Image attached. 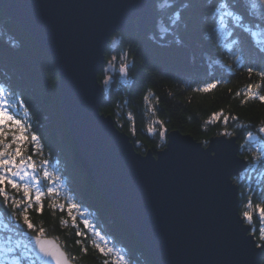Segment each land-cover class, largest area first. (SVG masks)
Listing matches in <instances>:
<instances>
[{
	"label": "trees",
	"instance_id": "trees-1",
	"mask_svg": "<svg viewBox=\"0 0 264 264\" xmlns=\"http://www.w3.org/2000/svg\"><path fill=\"white\" fill-rule=\"evenodd\" d=\"M252 2L247 0L239 6L249 9L252 15L264 16V0H257L255 10L251 9ZM156 7L163 5L158 2ZM195 11L194 8L193 15ZM158 19L167 23V11ZM223 29L225 35L231 31L229 21H225ZM255 31L257 42L264 40V35H261L264 30ZM121 34L128 39L123 44L114 43L111 39L106 50V62L99 70V80L104 72L113 80L103 92L101 113L112 116L118 129L130 137L141 154L152 151L156 155L164 149L167 134L171 131H179L200 143L208 141L209 144L212 138L223 136L221 133L227 130L233 133L231 137H236L239 145L245 143L247 133L251 131L257 139L248 142L250 147L239 149V154L242 153L248 162L247 171H243L242 177H234H237L239 186L240 214L243 217L245 211L252 213L250 226L256 241L261 242L257 229L264 228L258 210L264 206V166L261 164L264 152L259 150L264 147V140L259 136L264 134H258V129L264 127V102L259 99L243 101L250 84L254 86L253 92L264 95V79L255 72L249 78L247 72L248 66L264 68V58L255 54L248 37L244 38L248 53L234 48L230 40L217 39V54L208 55L204 49L194 47L192 42L181 50L169 44L171 37L151 43L138 33L116 35ZM133 38L135 43L130 47L128 40ZM125 51L130 52L128 59H135L137 63V71L130 73V83L127 84L119 72L120 57ZM113 55L117 60L109 65L107 61ZM237 57L241 59L237 60ZM102 67L104 71H101ZM213 80L220 83L211 91L195 90ZM58 85L59 75L51 57L37 46L29 33L1 12L0 88L5 94L22 95L29 112L27 115L21 113L18 118L27 132L40 128L45 140L44 158L51 152L53 164L60 161L58 169L51 170L58 171L63 181L55 184L50 198H45L43 214L30 210V218L45 228L46 237L59 242L75 264H157L117 210L103 199L77 160V149L61 112ZM221 112L229 117L227 125L223 116L218 120L214 118L213 114ZM161 122L167 129L165 137L160 135ZM10 139L9 136L4 143H9ZM21 150L28 155L31 145L25 142ZM33 159L38 162L41 157L34 156ZM249 188L251 207L247 206ZM72 204L78 207L73 208L69 216L68 209ZM0 222L3 240L10 236L20 238L13 231L15 225L9 209L0 208ZM97 231L100 236L95 235ZM78 232L84 235L77 236ZM78 239L81 244L76 243ZM100 249L104 250L103 253Z\"/></svg>",
	"mask_w": 264,
	"mask_h": 264
},
{
	"label": "water",
	"instance_id": "water-1",
	"mask_svg": "<svg viewBox=\"0 0 264 264\" xmlns=\"http://www.w3.org/2000/svg\"><path fill=\"white\" fill-rule=\"evenodd\" d=\"M1 12L51 57L77 160L153 260L238 264L233 253L237 242L251 249L257 241L241 229L239 186L224 192L221 184L224 173L234 177L248 166L237 138L218 136L204 146L190 135L171 131L164 149L141 154L112 116L100 111L104 97L95 93L94 85L112 36L150 34L158 20L152 0H0ZM93 106L98 107L99 120L92 115ZM225 140L229 144L220 143ZM178 143L185 151L176 158L169 148ZM218 148L227 149L222 165L203 155L211 156ZM47 239L64 252L68 264H75L57 240ZM44 262L56 264L50 257Z\"/></svg>",
	"mask_w": 264,
	"mask_h": 264
},
{
	"label": "snow or ice",
	"instance_id": "snow-or-ice-1",
	"mask_svg": "<svg viewBox=\"0 0 264 264\" xmlns=\"http://www.w3.org/2000/svg\"><path fill=\"white\" fill-rule=\"evenodd\" d=\"M158 2L162 3L163 7H156ZM256 2L257 0H253L252 10L256 8ZM244 3H247V0H235V2L233 0H152L154 12L159 16L167 11L168 21L163 23L158 19L152 33L146 34V39L148 42L156 43L171 37L169 44L181 50L185 49L189 42H192L194 47L204 49L208 55H215L219 49L217 39L230 40L234 48H239L242 52L248 53L249 50L245 46L244 39L248 37L255 49V54L264 58V40L257 42V32L255 31V29L264 30V16L252 15L249 9L239 6ZM194 8L196 9L195 15H193ZM226 20L231 24V31L225 35L223 25ZM261 35H264V32H261ZM127 39L122 34L112 36L114 43L123 44ZM128 42L131 47L134 45L135 39L128 40ZM129 54V51H125L120 57L122 63L119 72L126 84L130 83L128 79L130 73L137 71V63L135 59L131 61L128 59ZM240 59L241 57H237V60ZM116 60L117 56L113 55L107 63L112 65ZM101 71H104L103 67ZM108 71L111 69L109 68ZM247 72L249 78L255 72L264 79V68L248 66ZM112 83V77L104 72L103 77L94 85L95 93L103 94ZM219 83V80H213L195 90L209 92L216 88ZM253 87L251 84L248 86L244 93L246 99L243 102L246 103L247 99H259L264 102V95L253 92ZM255 87L258 88L259 85H255ZM28 112L29 108L26 106L22 95L16 97L11 93L5 94L3 88H0V208H7L11 211V219L15 225L13 231L15 235L20 237L13 239L10 236L7 241L0 237V264H23L25 260L29 264H45V257L52 258L56 264H68L64 252L46 238L45 228L38 226L30 218V210L43 214L45 198H50L55 191V184L57 182L63 183V181L58 171L51 170L52 168L58 169L60 161L56 160L53 164L51 152L47 158H44L45 140L40 128L37 127L31 132H27L26 126L18 118L21 113L27 115ZM92 115L95 119H100L101 114H98L97 106H93ZM213 115L217 120L223 116V122L227 125L229 117L224 116L223 112ZM232 119H238V117H232ZM18 132L20 134H17ZM166 133L167 129L163 128L161 122V137H165ZM221 134L225 137L233 135L227 130ZM258 134H264V127L258 129ZM9 136L11 137L10 142L5 144L4 141ZM256 139L257 137L249 131L245 143L239 146L240 149L250 147L248 142ZM259 139L264 140V135H260ZM25 142L31 145V153L28 155H24L21 150ZM220 143L229 144V141L225 140ZM202 144L207 146L208 141H203ZM13 145H15L14 148ZM184 151L185 149L180 143L174 148H169V152L176 158L181 157ZM226 151L225 148H218L211 156L208 153L203 155L212 164L222 165ZM259 151L264 152V147ZM34 156H40L41 159L37 162L33 159ZM257 158L259 159V157ZM261 164L264 166V160H261ZM155 167H159V165ZM239 176L242 177L243 172L239 173ZM236 183L237 177L231 176L230 173H224L221 180L224 192H227ZM247 206L251 207L250 188ZM77 207L78 205L72 204L68 209V215L71 216L72 209ZM61 210L63 209L61 208ZM258 210L260 220L264 221V206L259 207ZM72 218L75 219V217ZM252 221V213L245 211L240 224L243 231L254 236L255 232L251 227L244 228L245 222L250 226ZM257 231L261 242H254L251 249H245L241 243L237 242L233 253L237 257L238 264H260L264 260V228H259ZM76 235L83 236L84 233L78 232ZM95 235L100 236V232H95ZM101 238L103 239V237ZM76 243L81 244L82 241L78 239ZM83 250L87 251L86 248ZM100 251L103 253L104 250L100 249Z\"/></svg>",
	"mask_w": 264,
	"mask_h": 264
},
{
	"label": "rangeland",
	"instance_id": "rangeland-1",
	"mask_svg": "<svg viewBox=\"0 0 264 264\" xmlns=\"http://www.w3.org/2000/svg\"><path fill=\"white\" fill-rule=\"evenodd\" d=\"M6 130V129H5ZM5 141H7V140H5ZM7 144V143H6ZM1 229H3V226H2V224H1V222H0V230ZM13 237V239H16L14 236H12ZM4 241H7V240H4ZM5 246H7V245H5ZM23 264H29V262L27 261V260H25V261H23Z\"/></svg>",
	"mask_w": 264,
	"mask_h": 264
}]
</instances>
